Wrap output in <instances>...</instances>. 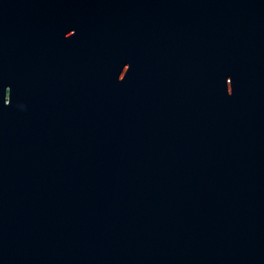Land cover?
Instances as JSON below:
<instances>
[{
  "label": "water",
  "instance_id": "water-1",
  "mask_svg": "<svg viewBox=\"0 0 264 264\" xmlns=\"http://www.w3.org/2000/svg\"><path fill=\"white\" fill-rule=\"evenodd\" d=\"M0 264H264V0H0Z\"/></svg>",
  "mask_w": 264,
  "mask_h": 264
}]
</instances>
